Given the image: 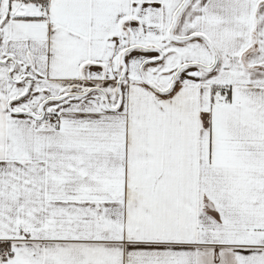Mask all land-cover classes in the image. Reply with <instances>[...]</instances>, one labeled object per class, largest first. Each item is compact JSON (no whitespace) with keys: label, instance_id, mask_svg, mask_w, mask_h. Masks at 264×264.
Wrapping results in <instances>:
<instances>
[{"label":"snow or ice","instance_id":"6c2138e0","mask_svg":"<svg viewBox=\"0 0 264 264\" xmlns=\"http://www.w3.org/2000/svg\"><path fill=\"white\" fill-rule=\"evenodd\" d=\"M0 264H264V0H0Z\"/></svg>","mask_w":264,"mask_h":264}]
</instances>
